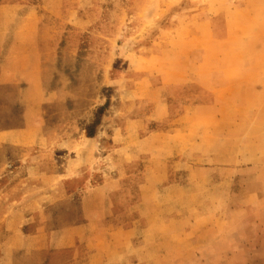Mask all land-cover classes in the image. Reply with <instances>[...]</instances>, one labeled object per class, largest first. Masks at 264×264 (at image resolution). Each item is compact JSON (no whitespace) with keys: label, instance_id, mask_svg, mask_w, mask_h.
Masks as SVG:
<instances>
[{"label":"rangeland","instance_id":"rangeland-1","mask_svg":"<svg viewBox=\"0 0 264 264\" xmlns=\"http://www.w3.org/2000/svg\"><path fill=\"white\" fill-rule=\"evenodd\" d=\"M22 8L35 44L0 54V264H264V133L234 141L246 113L215 109L264 0Z\"/></svg>","mask_w":264,"mask_h":264},{"label":"crops","instance_id":"crops-1","mask_svg":"<svg viewBox=\"0 0 264 264\" xmlns=\"http://www.w3.org/2000/svg\"><path fill=\"white\" fill-rule=\"evenodd\" d=\"M29 3V0H1L0 1V54L4 47H7L10 52L17 51L16 53H21V48H27L35 44L34 39V30L29 25L28 12L30 8L23 9L24 4ZM21 9V10H20ZM19 18L17 20L16 18ZM20 16V17H19ZM32 21L30 22L34 26L33 21L34 17L30 16ZM27 21L22 23V21ZM15 20H17V26L15 25ZM19 22V25H18ZM246 46L244 56L241 58L243 62L242 65H238L242 72H238L235 78H225L221 75L219 80L220 86L218 87L219 91H222L227 97L224 102H220L219 106L214 104L216 110H236V112L244 111L246 114L244 119H241V116L236 114L230 121V126L232 127L230 139L238 140V135H243L245 142L248 144L257 143V136L264 133V125H260L257 120V116L264 112V40L259 42H254ZM226 50L224 49L218 55V62L223 63L225 60H228L227 54L224 55ZM8 58V55H6ZM234 56H232V59ZM240 57V54L236 55V63L240 64L241 61H237ZM6 60H4L5 62ZM223 65V64H221ZM220 66L219 70H224ZM5 70L0 69V78L5 77ZM241 71V70H240ZM241 125H244L245 132L243 134L237 132V128ZM243 136H239L242 138ZM260 153V154H258ZM251 159H257L259 155H263L261 152H255L251 154ZM263 156H261L262 158ZM263 173V170H261ZM96 222V221H95ZM72 230L76 229L75 227H70ZM71 244V243H70ZM51 244L47 241H44L40 244H36L33 247L35 248H50ZM17 247H20L18 245ZM86 264L89 262L88 258L85 260ZM101 260L97 263L100 264ZM90 263V262H89ZM104 262L103 264H107Z\"/></svg>","mask_w":264,"mask_h":264}]
</instances>
